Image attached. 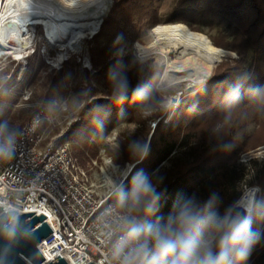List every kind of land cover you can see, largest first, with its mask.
Returning a JSON list of instances; mask_svg holds the SVG:
<instances>
[{
	"label": "trees",
	"instance_id": "16d2710c",
	"mask_svg": "<svg viewBox=\"0 0 264 264\" xmlns=\"http://www.w3.org/2000/svg\"><path fill=\"white\" fill-rule=\"evenodd\" d=\"M157 1L123 0L120 8L116 12L112 9L100 32L94 35L89 50L94 66H102L94 79L107 89V96L95 99L84 109L82 115L86 121L76 124L61 143L69 144L71 155L85 165L98 154V146L91 142L94 137L104 138L114 125L136 119V114L138 121L142 120L143 112L155 111V117L160 114L158 108L162 98L153 88L154 81L148 80L151 75L138 82L136 69L132 67L128 70L131 67L130 58L111 59L110 46L117 39H123L126 34L124 29L129 26L126 19L118 17L122 11L128 13L132 10L129 16L131 22L137 18L138 23L148 20L152 22L150 25L183 24L195 32L208 35L215 47L239 56L234 61L238 66L229 67L226 64L223 76L218 75L220 68L214 66L209 79L211 86L213 83L217 85L213 86V91L210 87L186 97L168 124H157L143 160L135 165L119 190L128 202L141 180L153 179L156 183V192L149 195L146 205H137L136 220H130L129 228L138 236L144 237L145 229H158L163 236L174 238L179 228V214L187 207L194 215L212 221L227 219L229 224L236 226L247 221L254 243L247 258L240 264H264V157L241 162L240 155L250 149L228 134L224 122L229 112L210 111L219 106L218 103L214 105L213 100L222 90L224 83L221 82L236 85L240 77L245 76L242 73L251 68L254 76L243 85L244 93L236 97L232 95L229 102L233 104L245 100V103L255 104L256 112L262 111L257 103L264 95V0H179L169 19L160 22L154 19ZM99 58L104 61L100 62ZM70 63V59L65 61L64 68H68ZM35 68L32 65L28 78ZM65 75V71L60 70L52 82L53 86L56 83L60 85ZM124 78L128 81L125 82ZM115 81L122 87L115 89ZM203 92L206 93L203 95ZM222 107L220 105L217 109ZM119 154L121 161H133L131 149L127 146ZM252 187H259L261 193L247 217L246 211L236 204L244 191ZM215 234L211 228H206L202 239L210 241ZM218 239L219 235L208 244L207 249L202 246L200 256L210 250L215 257ZM146 240L155 249V240L151 236ZM231 264L235 261L232 260Z\"/></svg>",
	"mask_w": 264,
	"mask_h": 264
},
{
	"label": "rangeland",
	"instance_id": "374dc122",
	"mask_svg": "<svg viewBox=\"0 0 264 264\" xmlns=\"http://www.w3.org/2000/svg\"><path fill=\"white\" fill-rule=\"evenodd\" d=\"M5 1L0 0V4H4ZM178 1H157L155 3L157 10L154 13V19L158 22L169 19L172 9ZM122 3H124L123 0H111L110 8L103 16L97 32L94 34H85V38L75 47L67 48L66 46L53 44L50 40L46 39V32L42 26L29 28V33L25 37L30 41V48L24 51L20 59L14 55H6V52L0 47V86L3 87L0 99V133L9 132L7 131L9 125H18L19 122L22 125L25 124L40 107L47 108L46 117H48L49 121L46 122L45 134L48 139H52L62 133L65 135L76 124L86 121L82 115L84 109L95 99L107 96V89L103 88L102 84H98L94 79V76L97 75V72L102 66L99 68L94 66V60L89 49L92 46L94 35L100 32L105 19L110 15L112 9L114 8L113 12H116ZM131 13L132 10L128 11V13L122 11L119 14L120 16H118L126 19V23L129 26L124 29L126 34L123 39H117L110 46L112 51L110 53L112 54L111 59H119L122 56L130 58L131 67L128 70L132 67L136 69V79L138 82L143 80L144 77L148 79L149 75H151L148 80L150 82L154 81L153 88L158 92L159 97L162 98L158 108L160 114L155 117V111L143 112L141 121H138V114H136V119L124 120L114 125L104 138L99 139L94 137L91 140V142L98 146V154L82 166L88 171L90 180L93 182L99 181V167L109 158L112 159L116 166L120 167L117 174L118 178L116 179L119 182L120 175L126 170L128 164L136 165L143 160L152 131L159 122H162L164 125L168 124L173 117L174 111L186 97L196 95L201 90L210 87L213 91V86H217L214 83L213 86L210 85V77L207 81L199 83L194 88L192 87L193 89L189 86L193 85L191 81L187 84L161 85L160 82L165 73L163 60L154 54L142 55L139 49L141 46L150 49L153 48L152 29L157 25L165 24L150 25L152 22L148 20L138 23L137 18L131 22L129 17ZM208 33L212 34L210 31ZM206 36L209 38L208 35ZM222 50L226 53L215 65V68H220V70L218 69L219 76L224 75L223 70H226V64L229 67H233L235 65L234 61H237L239 58L232 51ZM69 59L71 61L70 65L68 68H64L65 61ZM99 61L102 62L104 60L99 58ZM32 65H35L36 68L31 77L28 78ZM62 69L66 73L65 78H63L60 85L56 83L53 86L52 82L55 81L58 72ZM252 70L253 68L242 73L245 76L240 77L236 85L233 84L231 86L228 82H221L224 83L221 85L222 90H219L220 94L213 100V104L216 105L218 103L219 106L223 105V107L217 109L218 106L210 110H224L227 113L229 112L228 118L224 122L226 123L228 134L231 137L234 136L236 142H243V146L250 149L240 155L241 162H243L242 160L248 162L249 157H264V114L262 113L264 109V95L257 103V107L262 110H259L261 113L256 112L258 110L255 108L254 103L248 104L245 103V100L236 101L233 104L229 102L232 99V95L236 97L244 93L242 87L248 82L251 76H254ZM124 81H128L127 78H124ZM117 87L121 88L122 84L115 81L114 88L117 89ZM205 91L207 92L208 89ZM206 92H203V95ZM178 96L181 99L174 106L168 104L171 99L177 98ZM56 103L59 106L64 104L67 110L60 111L58 106H55ZM3 123L6 125L2 126ZM126 146L131 149L133 161L123 162L120 160L121 154H119V151ZM102 150H105V153H101ZM92 160L97 161V164L94 165ZM151 183L152 185H156L153 179H149L148 184L151 185ZM257 188L259 189L257 196H259L261 189L259 187ZM153 194L150 191L147 197L141 196L137 205H146L150 197L149 195ZM138 210L139 208L136 206V211Z\"/></svg>",
	"mask_w": 264,
	"mask_h": 264
},
{
	"label": "built area",
	"instance_id": "2783aa9c",
	"mask_svg": "<svg viewBox=\"0 0 264 264\" xmlns=\"http://www.w3.org/2000/svg\"><path fill=\"white\" fill-rule=\"evenodd\" d=\"M55 106L60 111L67 110L64 104ZM46 111V107H40L17 131L0 133V149H4L0 153L3 212L35 213L57 223L58 230L38 245L45 264L58 254L66 264H139L135 252L148 236L132 237L129 225L130 220H136L140 197L121 206L112 201L135 164H128L117 182L120 167L111 158L106 159L99 167V181L93 182L88 171L71 155L69 144L61 143L66 134L46 137ZM92 163L96 165L97 161ZM150 186L155 193L157 186ZM250 189L259 192L257 187ZM147 249V259H151L155 249L148 242ZM232 260L230 257V264Z\"/></svg>",
	"mask_w": 264,
	"mask_h": 264
},
{
	"label": "bare ground",
	"instance_id": "6f19581e",
	"mask_svg": "<svg viewBox=\"0 0 264 264\" xmlns=\"http://www.w3.org/2000/svg\"><path fill=\"white\" fill-rule=\"evenodd\" d=\"M110 3L111 0H6L0 4V47L6 55L20 59L30 48L25 36L34 26H42L46 39L53 44L75 47L85 34L97 32ZM156 28L162 29L161 32L156 33ZM151 35L154 47L141 46L139 52L154 54L163 60L165 73L160 84L165 86L191 81L193 85L189 86L193 89L209 79L214 66L226 53L215 47L206 35L183 24L157 25ZM180 99V96L173 98L168 104L174 106ZM257 194L256 189H248L238 201L246 215L247 211H253Z\"/></svg>",
	"mask_w": 264,
	"mask_h": 264
},
{
	"label": "clouds",
	"instance_id": "9594fccd",
	"mask_svg": "<svg viewBox=\"0 0 264 264\" xmlns=\"http://www.w3.org/2000/svg\"><path fill=\"white\" fill-rule=\"evenodd\" d=\"M8 143H11V138ZM3 152L4 149H0V153ZM150 191L147 181L141 180L136 185L133 198L137 200L141 196L147 197ZM178 225L179 229L174 238L163 236L158 229L148 230L146 236H151L155 240V252L151 255V259H147L149 253L146 240L135 252L139 264H230V257L235 264H240L247 258L254 243L247 221L239 226L229 224L227 219L212 221L194 215L186 207L179 214ZM206 228H211L219 235L218 253L215 257L210 250L204 251L202 256L199 254L201 247L207 249L210 243L202 239ZM130 235L135 237L139 234L133 231ZM170 257L172 259L169 260ZM125 264H129V261H125Z\"/></svg>",
	"mask_w": 264,
	"mask_h": 264
},
{
	"label": "water",
	"instance_id": "95a60500",
	"mask_svg": "<svg viewBox=\"0 0 264 264\" xmlns=\"http://www.w3.org/2000/svg\"><path fill=\"white\" fill-rule=\"evenodd\" d=\"M3 210L0 207V264H45L38 245L58 230L57 223H47L44 215ZM250 213L247 211L246 216ZM46 264L66 263L58 254Z\"/></svg>",
	"mask_w": 264,
	"mask_h": 264
},
{
	"label": "crops",
	"instance_id": "0c3cea01",
	"mask_svg": "<svg viewBox=\"0 0 264 264\" xmlns=\"http://www.w3.org/2000/svg\"><path fill=\"white\" fill-rule=\"evenodd\" d=\"M6 124H2V126H5ZM22 126V123L19 122L18 125H9V128L7 127V131L9 132H13V131H17L20 127ZM9 132H5V133H9ZM117 181V180H116ZM112 201H114L117 205L121 206L123 203L127 202L124 197L122 196V194L120 193V190H118V192H116L114 194V196L112 197ZM137 213V211H136Z\"/></svg>",
	"mask_w": 264,
	"mask_h": 264
},
{
	"label": "snow or ice",
	"instance_id": "6c2138e0",
	"mask_svg": "<svg viewBox=\"0 0 264 264\" xmlns=\"http://www.w3.org/2000/svg\"><path fill=\"white\" fill-rule=\"evenodd\" d=\"M177 27H182V26H177ZM161 30H162V29H160V28H156L154 31H155L156 33H159V32H161Z\"/></svg>",
	"mask_w": 264,
	"mask_h": 264
}]
</instances>
